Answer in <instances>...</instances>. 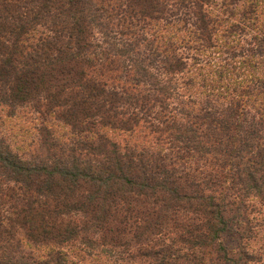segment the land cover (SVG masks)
<instances>
[{
	"label": "trees",
	"instance_id": "16d2710c",
	"mask_svg": "<svg viewBox=\"0 0 264 264\" xmlns=\"http://www.w3.org/2000/svg\"><path fill=\"white\" fill-rule=\"evenodd\" d=\"M0 264H264V0H0Z\"/></svg>",
	"mask_w": 264,
	"mask_h": 264
},
{
	"label": "rangeland",
	"instance_id": "374dc122",
	"mask_svg": "<svg viewBox=\"0 0 264 264\" xmlns=\"http://www.w3.org/2000/svg\"><path fill=\"white\" fill-rule=\"evenodd\" d=\"M3 118V117H2ZM17 122L18 119L16 118H3V129L4 131H7L9 134H11V136L13 137V139L11 140V144L13 147H15L16 149L20 148V141L21 139L23 140V138H20L18 136H16L15 134H18L17 130ZM15 135V136H14ZM221 240L222 243L225 245V247L228 250H233L236 247L237 241H238V235L235 229L234 225H231L230 227H228L224 233L221 235ZM249 248L255 247L256 246V241H249L248 243Z\"/></svg>",
	"mask_w": 264,
	"mask_h": 264
}]
</instances>
